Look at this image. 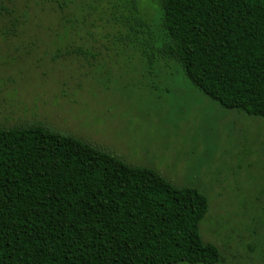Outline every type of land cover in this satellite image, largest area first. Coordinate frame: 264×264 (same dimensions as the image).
<instances>
[{
    "label": "trees",
    "instance_id": "obj_1",
    "mask_svg": "<svg viewBox=\"0 0 264 264\" xmlns=\"http://www.w3.org/2000/svg\"><path fill=\"white\" fill-rule=\"evenodd\" d=\"M42 1L0 0V41L25 33L26 9ZM154 1L163 38L147 45L152 56L223 109L264 118V0ZM209 211L197 189L61 131L0 127V264H227L202 238ZM249 219L252 236L264 233V220ZM261 240L249 264H264Z\"/></svg>",
    "mask_w": 264,
    "mask_h": 264
},
{
    "label": "rangeland",
    "instance_id": "obj_2",
    "mask_svg": "<svg viewBox=\"0 0 264 264\" xmlns=\"http://www.w3.org/2000/svg\"><path fill=\"white\" fill-rule=\"evenodd\" d=\"M71 1L30 4L25 33L0 41V127L41 124L197 189L210 207L203 240L227 264L251 263L264 238L247 230L264 220V118L223 109L152 56L154 0L131 15L126 0Z\"/></svg>",
    "mask_w": 264,
    "mask_h": 264
}]
</instances>
